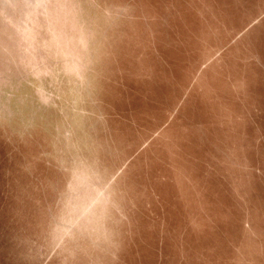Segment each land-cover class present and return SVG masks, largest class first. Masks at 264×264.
Here are the masks:
<instances>
[{
  "label": "rangeland",
  "instance_id": "374dc122",
  "mask_svg": "<svg viewBox=\"0 0 264 264\" xmlns=\"http://www.w3.org/2000/svg\"><path fill=\"white\" fill-rule=\"evenodd\" d=\"M0 264H264V0H0Z\"/></svg>",
  "mask_w": 264,
  "mask_h": 264
}]
</instances>
